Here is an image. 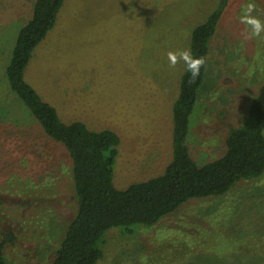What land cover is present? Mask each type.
Segmentation results:
<instances>
[{
	"label": "rangeland",
	"instance_id": "obj_1",
	"mask_svg": "<svg viewBox=\"0 0 264 264\" xmlns=\"http://www.w3.org/2000/svg\"><path fill=\"white\" fill-rule=\"evenodd\" d=\"M219 1L64 0L33 51L24 77L64 122L82 121L119 136L117 189L163 173L171 161L172 107L185 65H171L168 52L189 50L192 29ZM34 3L0 0V237L6 228L15 231V246L6 249L9 264L51 261L76 210L68 152L46 137L4 77ZM249 3L252 15L264 21V0H228L209 45L187 136L199 163L223 153L230 126L242 122L264 84V33L250 35L240 20ZM259 191L264 193V175L222 196L192 199L152 226H136L133 234L112 227L97 264H263V255L247 250L252 239L245 236L261 231Z\"/></svg>",
	"mask_w": 264,
	"mask_h": 264
},
{
	"label": "trees",
	"instance_id": "obj_2",
	"mask_svg": "<svg viewBox=\"0 0 264 264\" xmlns=\"http://www.w3.org/2000/svg\"><path fill=\"white\" fill-rule=\"evenodd\" d=\"M227 2L220 0L207 18L192 29L189 50L194 57H202L204 64L195 79L186 68L181 74L178 97L172 107L171 161L163 173L117 189L113 183V164L119 136L109 129L92 130L82 121L64 122L56 108L24 77L33 51L55 25L64 3V0H35L31 18L19 29L4 67V77L10 91L27 107L46 137L60 143L71 161L76 210L53 258L46 264H97L108 229L121 227L133 234L136 226H152L192 199L222 196L241 181L258 180L264 175V84L250 101L242 122L230 126L220 156L199 163L187 144L190 116L206 78L209 45ZM261 194L264 197L263 191H259ZM0 214L5 215L1 210ZM255 215L256 226L264 231V213ZM261 231L245 234L252 239L247 250L256 258L264 256ZM2 232L0 264H9L6 249L15 246V231L6 228ZM261 243L263 247L259 248Z\"/></svg>",
	"mask_w": 264,
	"mask_h": 264
},
{
	"label": "clouds",
	"instance_id": "obj_3",
	"mask_svg": "<svg viewBox=\"0 0 264 264\" xmlns=\"http://www.w3.org/2000/svg\"><path fill=\"white\" fill-rule=\"evenodd\" d=\"M254 8L255 6L249 3L244 13L241 15L240 20L245 24L250 35L260 36L264 33V21L252 15ZM168 60L173 66L176 65L178 61H183L186 71L192 79H195L200 74L201 67L204 64V59L202 57H194L188 49L177 50L175 52L169 51Z\"/></svg>",
	"mask_w": 264,
	"mask_h": 264
}]
</instances>
